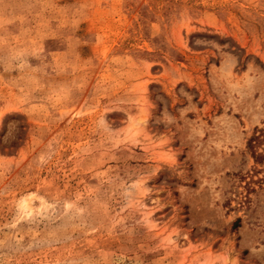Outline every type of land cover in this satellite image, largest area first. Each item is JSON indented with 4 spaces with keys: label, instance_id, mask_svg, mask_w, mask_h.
I'll return each mask as SVG.
<instances>
[{
    "label": "rangeland",
    "instance_id": "374dc122",
    "mask_svg": "<svg viewBox=\"0 0 264 264\" xmlns=\"http://www.w3.org/2000/svg\"><path fill=\"white\" fill-rule=\"evenodd\" d=\"M260 128L264 0H0V264H264Z\"/></svg>",
    "mask_w": 264,
    "mask_h": 264
},
{
    "label": "trees",
    "instance_id": "16d2710c",
    "mask_svg": "<svg viewBox=\"0 0 264 264\" xmlns=\"http://www.w3.org/2000/svg\"><path fill=\"white\" fill-rule=\"evenodd\" d=\"M264 138V128H260L258 129V133L253 135L249 140H248V146L251 147L253 146L252 144L257 143L258 141L260 142L261 139ZM255 157L258 158L260 156H262V154L260 153H256V152H253Z\"/></svg>",
    "mask_w": 264,
    "mask_h": 264
}]
</instances>
